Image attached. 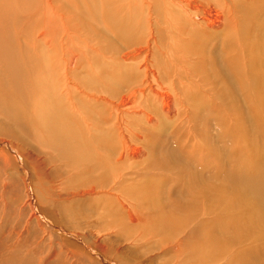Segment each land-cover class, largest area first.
Returning a JSON list of instances; mask_svg holds the SVG:
<instances>
[{
    "label": "rangeland",
    "instance_id": "374dc122",
    "mask_svg": "<svg viewBox=\"0 0 264 264\" xmlns=\"http://www.w3.org/2000/svg\"><path fill=\"white\" fill-rule=\"evenodd\" d=\"M85 1L8 0L15 25L0 30V78L5 85L0 88V264H258L257 258L264 257V232L259 235L252 226L227 227V211L237 214L241 224L242 219L259 224L261 203L255 204L253 194L259 195L234 173L243 167L248 181L264 174V2L246 15L230 10L231 0H198L199 13L209 7L212 12L221 9L224 17L217 27L193 28L189 23L200 21L198 15L192 19L195 9L176 0ZM148 3L149 26L159 31L153 61L159 65L157 56L175 50L167 46L166 18H178L187 37L199 32L201 53L186 56L178 47L186 63L154 66L176 99L173 112L166 114L150 90L138 95L153 117L151 124L138 113L125 114L118 123L146 151L130 162L136 173L131 179L117 176L120 182L108 179L92 191V181L70 179L68 163H60L42 145L41 121L55 106L65 111L75 102L80 90L72 86L74 79L98 82L101 67L120 63L128 74L137 75L133 66L140 65L142 56L122 62L117 50L132 49L126 40L137 37L135 26L146 21ZM4 13L9 14L7 7ZM107 15L130 38L107 25ZM228 29L233 30L231 38H226ZM227 59L237 66H228ZM72 66L77 73L70 69L65 77V68ZM165 72L174 76L166 78ZM138 74L143 77L142 71ZM67 81L69 94L63 99L58 88ZM47 96L59 97L57 104L46 101ZM85 109L96 117L93 110L99 111V105ZM103 116L105 121L108 115ZM183 209L191 211L188 217ZM154 214L163 218L162 227H155Z\"/></svg>",
    "mask_w": 264,
    "mask_h": 264
},
{
    "label": "bare ground",
    "instance_id": "6f19581e",
    "mask_svg": "<svg viewBox=\"0 0 264 264\" xmlns=\"http://www.w3.org/2000/svg\"><path fill=\"white\" fill-rule=\"evenodd\" d=\"M88 1H90V0H88ZM106 1H108V0H106ZM176 1L179 2V3L177 2L179 5L186 4L187 6H189L186 8L195 9V13L192 16L193 17L192 19H195L194 17L198 15V18L200 21L191 19L193 21V23L190 22L189 25L191 27L193 25V28H196L197 26L202 27L204 24L206 25L205 26L206 28H213V27H217L218 25H220L223 21L224 15L222 14L221 9H220L221 11L214 9L217 12H212L213 8L211 9L208 7V8L202 9V13H199L201 6L199 5L198 0H176ZM261 2H264V0H231L232 9H230V10H232L234 13L237 10L239 12L244 11V12H247L246 15H249V14L253 13L254 10L257 9L258 5ZM91 3L88 2L87 5L90 7L93 5V4L90 5ZM173 3H176V2H173ZM107 4L105 3V5H107ZM153 5H154V9H157V2L156 1L154 2ZM4 7H7V9L9 10V14L4 13ZM150 7H151V5L148 3V5L146 6V13L147 14L145 13L146 16L144 15L146 18V21L141 20L140 24H136V26H135V27H137V31H138L137 37L136 38L132 37V39H130L131 41L126 40L127 44H131V43L133 44L132 49L127 50V51L123 50L126 47L125 46L123 49L117 50V56L118 57L120 56V60L122 62L123 61L124 62L130 61V60L135 62V60H140L139 57L142 56V60H140L141 61L140 65L139 66H133V67H135V69H136V71H138V73H139V71H142L143 77L140 78L141 76L138 73L136 76H131L130 73L128 74L127 70H125L124 67L121 66V63H120V66L116 65V66H112L111 68H104V66H103V67H101V70H100V77L101 78L99 77V81L97 80L98 82H96L94 80H90L87 84L86 82L79 83L80 81H77L76 79L72 80L73 82H76V83H73L72 86H74L75 88H78L80 90V93H78V98L75 95V102L73 104H71L69 102L70 105H67L68 104V102H67V104H66L67 107H66L65 111L61 110V108L63 106L61 108L55 106L54 109H50L47 116H43L44 120L41 121V123L43 124V126L45 128L44 140L40 138L42 145L46 148L51 149L55 153V156H59L58 161L60 163H65V162L68 163L69 169H70V174H71L70 179H79V180H82L84 183H88V182L92 181L93 185L90 186V190H92V191L97 189L98 185H101L103 182L107 181L108 179L113 178L112 179L113 183L120 182L121 180L118 179L117 176L121 177V178H122V176H124V179L125 178L131 179L133 177V175H135V173H136L134 171L136 170L137 167L135 169L132 168L135 165H133L130 162L135 161V160H139L141 157L144 156L146 151H145V149H143L144 148L143 146L138 145V144L142 143L141 141H140L141 143H138V144L131 142V140H132L131 136L126 134V131H125V134H123L119 128L118 123H119L120 119L125 117V114L133 113L135 115L138 113L140 115H145L147 122H150V124H151L153 117L151 116V114H149L150 112L146 113V110L148 111V109L142 107V103L140 101L141 97L139 98L140 100L137 101L138 95L139 96L143 95V93H145L146 90H150V91H152V93L153 92L155 93L154 95L159 100V102L161 104V108L166 114L169 115L170 113L173 112V104L175 103L176 99L173 96V94L170 91H168V86L162 85L163 79L159 75V71L156 70L154 68V66H181L178 63V62L182 61L181 57L178 56V54H177L178 53V47L184 52V54H186V56H188V54H191V55L194 54L197 56V55H200V53H201L199 46L202 45V43H203L202 35L199 32L194 31L191 36L187 37L189 33L184 31V29H181L183 26L181 23L179 24L178 18L174 19L175 18L174 17L173 18L174 20H173L170 17L171 20H173V21H170L169 18H166L167 20L164 21L163 23L165 24L166 31H167L168 38H169V43L167 46L169 48H174L175 50L172 52H169V53H165L163 56H157L156 55L157 56L156 60L162 59L160 61L159 65L155 61H153L151 58H152V54L154 55V42L156 43V41H157V38L159 36V31L153 30L149 26V24H151L149 22L150 17L148 15V14H150V11H149ZM91 9H89V10H91ZM10 10L11 9L9 7L8 0H0V30L1 29H9L10 28L9 24L13 25V26L15 25L14 14H12V12H10ZM180 10H181V8H180ZM100 12L101 11H99V13ZM4 16H7L8 18L4 19L3 18ZM99 16H101V15L99 14ZM242 17H244V16L242 15ZM10 18H11V20H10ZM106 20H107L106 21L107 25L114 27L121 35L123 33V36L125 38L126 37L130 38L129 37L130 34L126 35L125 27L122 28L116 20H114L112 17L109 18V15H107ZM175 20H176V22H174ZM241 20H242V18H241ZM102 21H103V23L105 22L104 20H102ZM11 22H13V23H11ZM16 22H18V20H16ZM147 24H148V26H147ZM129 27L133 28L132 26H129ZM129 31H131V30H129ZM231 33H233V30H231V29H228V31L226 30V38H231L232 37ZM184 37H187V38H184ZM242 38H243V36H242ZM184 40H186V42ZM177 42H178V44H177ZM105 53H107V52H105ZM113 55L114 54H112V56ZM115 58H116V56H115ZM233 60L227 59V62H226L227 65L228 66H237V65H235V63H233L234 62ZM69 61H71V60H69ZM182 62L186 63L185 58ZM201 65H202V63H201ZM185 66H186V64H185ZM127 67L128 66H125L126 69H127ZM2 69L4 71V68H2ZM99 69L97 68V71ZM177 69H180V67ZM68 70H70V72L72 71V75H73V74L77 73L78 68L73 67V66L71 68H65V71H64L65 77H67L66 75H67ZM176 74H177V76H179V75L182 76V73H180V72H178ZM173 76H174V74L171 75V73L165 72L166 78H171ZM9 77L15 85H17V86L21 85V84H19V81L16 80L15 76H8L7 79ZM136 77H137L138 81H132L133 78H136ZM73 78H75V77H73ZM0 80H1V85H0V88H1L2 86H5V85L3 84L2 78H0ZM43 80H45V78ZM177 80L180 81L181 79L179 78ZM172 82H173V80H172ZM40 83H42V82H40ZM69 83L70 82L67 81V83L65 82L64 88L61 87L60 90L58 88L59 92L58 91L57 92L60 93L59 97L61 95L64 99L68 96L69 93H68V88L66 86H67V84L70 85ZM39 85H41V84H39ZM75 91H76V89L74 90V92ZM185 91H187V90H185ZM2 92H3V90H2ZM44 92H46V91H44ZM49 94H50V92H49ZM187 94H188V92H187ZM53 95H55V94H53ZM8 96L9 95H7V98H6L7 100L11 98L10 96H9L10 98H8ZM151 96H152V94H151ZM42 97H40V98L42 99ZM59 97L55 98V96H52V97L47 96L46 101L50 100V102L53 103L52 100L54 101L55 99H57ZM1 100H2V97L0 98V104H2L4 102V101L2 102ZM134 102L135 103L138 102V106L135 105ZM156 102H157V100H156ZM54 104H57L56 100H55ZM10 105H12V104H10ZM43 105H44V103H43ZM87 105L91 106L92 108H96L99 105V111L93 110L96 112V117H94L91 110H90V113L86 111L85 108ZM65 106H64V108H65ZM71 106H73V109H71ZM152 106L154 107V105H152ZM158 108H159V106H158ZM23 111H24V109H23ZM71 113L73 114L72 118H71ZM106 114L108 115V117L104 121L103 115H105V117H106ZM14 115H15V113H14ZM69 118H71L70 121H69ZM120 123H122V121ZM145 126H147V125H145ZM131 133H133V132H131ZM138 136H140V135H138ZM119 139H121V143H122L121 146H119ZM63 158L66 161L62 162ZM153 160H154V158H153ZM161 164H162V162H161ZM127 165L129 167L128 170L126 168ZM151 165H152V163H151ZM244 170L245 169L243 167H238L234 174L240 180L242 178V180L245 182V184L248 186V188L251 191L256 192L259 195L260 198L257 195L252 193L254 196L257 197L255 204L258 206V203H261V205H260L261 209L259 210L260 217L258 219L259 224L256 226L252 225L251 223H249L247 221V219H242L243 223L241 224V223H239V220L236 218L237 214H235V216L232 215L230 213L231 210L228 209L227 212L229 214V219H228L229 224H227V225H229V226H227V227H231V228L234 227V228H240V230H243V229L245 230V228L247 226H252L254 228V230L257 229V230H255V232L259 233V235H260V234H263V232H264V224L262 223V219H264V174L258 175L253 181H248V179L244 176ZM148 172H149V170H148ZM154 173H155V171H154ZM141 175L142 174H140V176ZM140 176L138 178H140ZM133 180H134V178H133ZM147 180H150V178ZM127 181H129V180H127ZM129 186H132V185H129ZM114 188H116V187H114ZM90 190H85L84 192L87 193ZM127 190L128 189L124 188V191H126V193H128ZM114 192L115 191H113V193ZM129 192H130V190H129ZM118 196H120V195L118 194ZM113 198H114V196H113ZM125 198H126V196H125ZM122 199H124V198H122ZM215 200L217 201L216 197H215ZM112 201H114V200L112 199ZM188 209L193 210L194 208H188ZM190 212L191 211H189L187 209H183V214L185 217H188ZM235 212H237L238 214H241V211H235ZM165 214L166 213H164V215ZM153 216H154V220H155V222H153L155 227H162L160 225H162L161 222H162L163 218L161 219V217L159 215L157 216L155 214ZM125 220H127V219H125ZM128 220H130V219H128ZM249 220L251 221V219H249ZM134 221H135V219H134ZM130 222H131V220H130ZM135 222H137V221H135ZM168 225H170V224H168ZM261 230H263V231H261ZM166 232H168V231H166ZM201 241L203 242V241H207V240H200V242ZM194 243H197V241H195ZM256 261L258 264H264V257L261 256V257L257 258ZM243 264H246V263H243Z\"/></svg>",
    "mask_w": 264,
    "mask_h": 264
}]
</instances>
